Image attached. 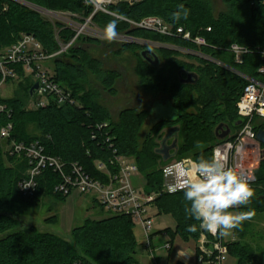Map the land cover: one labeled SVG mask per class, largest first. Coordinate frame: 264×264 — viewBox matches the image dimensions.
I'll return each mask as SVG.
<instances>
[{
	"label": "trees",
	"instance_id": "1",
	"mask_svg": "<svg viewBox=\"0 0 264 264\" xmlns=\"http://www.w3.org/2000/svg\"><path fill=\"white\" fill-rule=\"evenodd\" d=\"M42 9L73 12L89 17L93 9L82 0H22ZM229 11L215 16L213 8L206 0H140L133 4L122 3L111 6L114 13L133 21L148 16L162 18L177 29L183 27L194 37L202 36L208 47L197 48L192 43L178 37H165L140 29H130L128 23L98 13L94 17L97 25L104 27L115 20L116 31L161 44H169L202 52L226 66L249 77L260 78L258 69L264 65L259 50H264V0H223ZM189 9L187 19H173L179 6ZM211 32H206L207 28ZM23 34L34 36L48 54L60 50V43L68 44L74 33L60 24H52L36 11L16 0H0V51L17 43ZM59 42H58V40ZM66 54L49 62L54 65L56 82L72 94L79 106L58 107L55 103L44 108H30V89L32 78H24L21 67H14L21 80L9 81L16 84L14 97L1 98L11 115L0 114V128L11 122L16 141L30 144L40 141L46 153L62 159L65 163H79L94 178L99 174L94 169V161L109 155L108 146L98 145L92 140L96 126L105 122L111 125V134L119 153L133 158L153 193L160 194L154 202L159 214L169 213L176 221V234L185 241H197L201 233L199 222L188 218L184 208L186 201L183 192L161 193L163 186L162 168L174 161L163 162L156 149L159 142L148 137L142 143L140 134L148 115L134 109L124 110L117 122H112L108 110L99 102V93L92 84V78L99 80L102 88L117 94L116 83L121 75L117 71L103 70L102 62L93 58L79 44L99 45V41L80 38ZM232 44L250 49L253 53L244 56L243 64H236L229 52ZM118 47L117 54L129 51L139 58L137 75L140 87L149 93L165 94L170 97L175 118L162 119L156 125L155 135L162 138V131L179 126V150L177 160L201 155L210 158L213 147L219 142L215 129L220 124L231 128L238 127L237 102L247 82L226 68L202 58L183 55L176 51L159 49L162 64L153 68L139 55L142 47L138 45L104 46ZM114 45V46H112ZM182 70L194 72L198 76L195 85L180 83ZM35 125L39 135L32 137L28 128ZM264 131V122L258 127ZM101 135V134H100ZM199 143L200 147L196 145ZM264 149V144H262ZM30 166L25 158L12 156L0 143V264H138L136 260L138 241L135 224L127 215H111L102 220H86L84 225L72 231L71 239L39 232L31 224H26L21 215L31 201L43 192L66 200L68 196L55 193L61 179L51 169L38 179L34 197H26L20 191V184L27 178ZM254 197L250 204L256 212H264V160L257 173V181L252 187ZM197 224L198 231L189 232L188 226ZM172 245L176 234L167 230ZM229 252L238 264H259L249 247L239 242L231 243ZM172 252V251H171ZM171 255V254H170Z\"/></svg>",
	"mask_w": 264,
	"mask_h": 264
},
{
	"label": "built area",
	"instance_id": "2",
	"mask_svg": "<svg viewBox=\"0 0 264 264\" xmlns=\"http://www.w3.org/2000/svg\"><path fill=\"white\" fill-rule=\"evenodd\" d=\"M28 8L36 11L52 24H60L64 29L74 33V38L68 43H60V50L55 54H48L37 39L30 34H23L21 39L0 51V99L1 91L9 81L21 80L20 75L14 67H21L24 78H32L34 84L39 83V89L33 97L34 108H44L55 103L59 108L64 106H79V103L72 97V94L56 82L54 75L46 68V64L56 57H61L77 43L80 38H88L101 42L102 44L114 45H138L143 49H167L176 51L183 55H190L214 62L219 66L231 70L247 84L237 102V114L243 124L237 131L224 140L219 141L213 147V154L219 152L226 157L229 167L234 168L244 179H247L251 188L257 181V173L261 162L264 160V149L258 140V127L264 122V65L260 66L258 73L260 78H253L226 66L220 61L204 55L200 51L177 47L169 44L139 39L129 35L127 32L117 31L116 38L109 42L104 39V27L97 25L94 17L98 13L113 17L129 24L130 29H140L157 33L165 37H178L195 45L197 48L208 47L206 39L202 36L194 37L190 31L183 27L174 29L162 18L148 16L140 21H133L110 10L111 6L122 3L133 4L140 0H82L84 5L93 9L92 14L82 16L73 12H58L42 9L22 0H16ZM54 15H60L63 22L52 21ZM207 28L206 32H211ZM229 52L233 55L236 64H243L244 56L253 52L238 44H232ZM264 60V50H259ZM11 115V110L0 101V114ZM92 133V140L98 145L108 146L109 155L94 161V169L99 178L92 177L79 163H65L59 157L46 153L45 146L40 141L30 144L20 143L12 138L14 125L9 122L0 128V142L7 140L6 150L12 156L23 157L29 163L27 178L20 184V191L26 197H34L38 182L37 179L47 170L51 169L58 174L61 181L55 187V193L62 196H70L73 192L89 194L99 203L103 210L112 215H127L135 225L142 228L147 236V248L150 251L153 264H161L155 257V249L152 244V233L154 231L155 216L152 215L155 209L154 202L160 194H148L144 189L134 187L132 177L139 173L138 166L133 158L121 155L115 145V137L111 134V125L108 122L97 125ZM101 134V135H100ZM182 160H174L162 168L163 186L161 193L175 194L168 191L169 184L174 183L172 175H166L165 169L173 167ZM240 207V206H239ZM229 244H225L221 237L201 229L195 246L187 253H179L177 264H238L237 260L231 257ZM174 245L166 242L163 250L171 254Z\"/></svg>",
	"mask_w": 264,
	"mask_h": 264
},
{
	"label": "rangeland",
	"instance_id": "3",
	"mask_svg": "<svg viewBox=\"0 0 264 264\" xmlns=\"http://www.w3.org/2000/svg\"><path fill=\"white\" fill-rule=\"evenodd\" d=\"M206 1L210 2L215 16L229 11L228 5L223 0ZM60 17V15H54L51 20L63 22V19ZM78 47L84 48L93 58L99 59L102 62L104 71L116 70L121 75L116 95H110L104 92L100 81L94 77L92 78V84L99 93V102L108 110L112 122H117L122 111L128 107L133 90L138 92H136L138 97L144 96L152 100H156L157 98L159 100H165L168 98L165 94L145 93L144 90L143 92L139 88L138 84L140 79L136 72L139 65V58L136 54L125 51L122 55H118V47H108L107 45L104 46V44L89 45L82 43ZM45 66L54 75V65L48 63ZM16 90L17 85L15 83L13 85L7 84L3 87L1 96L2 98L14 97ZM33 103V101H30V108H33ZM170 110L174 112L172 108ZM165 115H168V117L172 116L170 111L167 112L163 109H155L153 113V116L156 118H163ZM28 131L32 137L39 135V131L35 129V125H30ZM149 131L150 125L148 126L146 122L140 134L141 143ZM4 149L7 153L8 150L6 148ZM177 159L174 158V160ZM186 159L193 158L187 157ZM132 182L134 187L139 190L144 189L147 184L145 176L140 172L132 177ZM249 209L254 210L251 204L233 208L230 211L241 212ZM111 215L108 211L103 210L92 195L73 192L63 201L45 191L31 201V205L23 212L21 218L26 224L34 225L39 232L54 234L70 240L72 231L84 225L86 220H102ZM152 215L155 216L154 231L152 233L155 257L161 264H177L179 262V259H177L179 253H187L189 250H192L195 242L193 240L185 241L180 235L176 234L177 223L171 214L164 212L159 214V211L155 207ZM167 230L176 234L174 248L170 256L167 251L163 250L164 244L171 240V236ZM135 235L138 241L136 254L138 264H153L150 251L147 248V236L138 225L135 226ZM222 240L225 244L239 242L242 245H246L255 254L256 263L264 264V212L255 211V216L251 220L244 221L240 229L231 230L228 236L222 237ZM231 263L235 264L233 261ZM186 264H193V262Z\"/></svg>",
	"mask_w": 264,
	"mask_h": 264
},
{
	"label": "clouds",
	"instance_id": "4",
	"mask_svg": "<svg viewBox=\"0 0 264 264\" xmlns=\"http://www.w3.org/2000/svg\"><path fill=\"white\" fill-rule=\"evenodd\" d=\"M190 10L179 6L173 13L174 20L187 19ZM116 21H110L104 29V39L111 42L118 35ZM200 147L199 143L196 145ZM166 175L174 177L168 191L183 192L185 214L188 218L199 222L202 229L213 236L225 237L233 229H240L243 222L251 220L255 211L233 212L230 209L247 206L254 197V190L247 179L226 162V157L219 152L210 158L201 155L198 159H186L173 167L165 169ZM189 232H197V224L188 226Z\"/></svg>",
	"mask_w": 264,
	"mask_h": 264
},
{
	"label": "water",
	"instance_id": "5",
	"mask_svg": "<svg viewBox=\"0 0 264 264\" xmlns=\"http://www.w3.org/2000/svg\"><path fill=\"white\" fill-rule=\"evenodd\" d=\"M139 55L146 63H148L153 68H158L162 64L161 57L156 50L144 49L140 51ZM179 78H180V83L185 84V85L195 83L196 81L193 82L192 78H195L196 80H198V76L195 73H189L187 79H184L182 71L179 73ZM38 89H39V83H35L30 89V97H34ZM242 124H243V121L239 120L235 126L239 127ZM179 132H180V127L174 126L172 128L164 129L161 133L162 140L160 141L159 147L156 149V152L158 155L162 157V160L165 163L169 162L170 160L174 159L177 156V152L179 150V143H180ZM231 132L232 130L230 127H228L225 124H220L215 129V136L219 141H221V140L226 139L231 134ZM172 139L173 141L172 143H170ZM258 140L262 144H264V131L263 130L259 131ZM6 144H7V140H4L2 142V147L6 148ZM145 192L148 194H151L152 189L150 187H146Z\"/></svg>",
	"mask_w": 264,
	"mask_h": 264
},
{
	"label": "flooded vegetation",
	"instance_id": "6",
	"mask_svg": "<svg viewBox=\"0 0 264 264\" xmlns=\"http://www.w3.org/2000/svg\"><path fill=\"white\" fill-rule=\"evenodd\" d=\"M112 46H114V45H112ZM129 53H131V52H129ZM182 72H183V78L184 79H187L189 73H194V72H191V71H188V70H182ZM120 80H121V77H120V79L116 83V89L117 90H118V84H119V81ZM192 81L193 82L196 81V82L195 83H191L189 85H195L198 82V80H196L195 78H192ZM138 86H139V88H141L139 84H138ZM103 91L104 92H107V93H109L111 95L110 92L105 91L104 89H103ZM142 91H143V89H142ZM136 92L137 91H135V90L132 91L131 101L129 102L128 107L126 109H124V110L134 109V110H137L138 112H146L147 115H148V118L146 119L144 125L147 122V125L148 126L150 125V131L147 133V135L145 136V138H144L143 141H145L146 139H148V137H151L152 139H155L156 142H159L160 143V141L162 140V138H160L158 140V138L155 135L156 128H159V125H156V123H158L162 119H170V120H173L175 118V111L172 112V110H170L171 108L174 110L173 105H172V101H171L170 97H168L165 100H159L158 98L157 99L155 98L156 100H154V99L152 100V99L145 98L144 96L138 97V94H137L138 92L137 93ZM145 93H146V91H145ZM154 96H156V95H154ZM155 109H163V110H166L167 112L170 111L172 116L171 117H168V115H165V117H163V118H156V117L153 116V113H154V110ZM172 127H174V126H172ZM172 127H169V128H172ZM143 128H144V126H143ZM172 141H173V139L170 141V143H172Z\"/></svg>",
	"mask_w": 264,
	"mask_h": 264
},
{
	"label": "crops",
	"instance_id": "7",
	"mask_svg": "<svg viewBox=\"0 0 264 264\" xmlns=\"http://www.w3.org/2000/svg\"><path fill=\"white\" fill-rule=\"evenodd\" d=\"M153 50H155V49H153ZM156 51H158V50H156ZM144 188H146V187H144ZM152 239H153V236H152Z\"/></svg>",
	"mask_w": 264,
	"mask_h": 264
}]
</instances>
